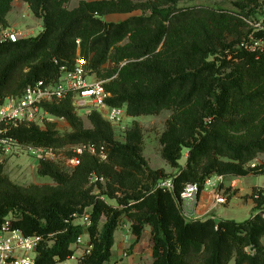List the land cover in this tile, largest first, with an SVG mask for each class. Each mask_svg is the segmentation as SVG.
<instances>
[{
    "label": "trees",
    "instance_id": "1",
    "mask_svg": "<svg viewBox=\"0 0 264 264\" xmlns=\"http://www.w3.org/2000/svg\"><path fill=\"white\" fill-rule=\"evenodd\" d=\"M22 1L42 20L43 31L18 43H0V105L40 81H59L79 54L100 79L118 75L104 86L110 106L132 118L171 112L160 136V155L176 172L149 166L139 123L122 143L100 113L88 116L91 127L86 128L70 99L45 104L53 117L65 118L69 131H60L56 123L44 129L23 126L12 133L20 146L58 152L92 145L104 148L107 160L84 153L75 169L40 161L38 175L54 185L28 187L15 184L0 164V227L12 218L13 228L42 238L37 264H58L73 254L71 246L83 233L74 216L88 209L93 248L82 264L109 263L115 234L125 221L136 242L150 229L152 264H264V189L254 190L259 195L255 214L242 223L187 221L177 202L186 185L203 187L213 176L264 175V162L249 168L264 155V50L241 47L248 35L239 15L180 8L187 0H83L73 11L65 6L72 0ZM12 2L0 0L2 26ZM235 5L241 13L249 10L246 16L264 10V0ZM112 15L130 17L107 22ZM255 35L264 39V32ZM107 64L114 66L104 68ZM73 156L70 152L67 159ZM166 180L173 181V194L158 189Z\"/></svg>",
    "mask_w": 264,
    "mask_h": 264
},
{
    "label": "built area",
    "instance_id": "2",
    "mask_svg": "<svg viewBox=\"0 0 264 264\" xmlns=\"http://www.w3.org/2000/svg\"><path fill=\"white\" fill-rule=\"evenodd\" d=\"M246 21V20H245ZM253 30L248 34L247 40L242 44V48L249 52L264 50V39H257L256 33L264 32V19L261 22L246 21ZM22 33L6 30L0 36V43H18L24 40ZM79 45L80 42L78 41ZM91 71L85 59L78 58L71 71H63L59 81L46 83L40 81L26 89L20 97H10L0 105V153L8 154L13 151H25L12 133L20 127L39 126L42 129L47 123H65V118H56L43 109V105H60L65 100L70 99L76 113L79 116L88 117L93 112L100 113L103 118L113 127H120L127 116L126 111L121 108L112 107L107 103L111 95L106 92L102 82H90ZM40 161L58 162V153L52 149H29ZM73 157L67 159L66 166L75 169L79 165V156L89 153L98 156L102 161L107 160L104 148H96L92 145L73 146L70 148ZM257 159L249 165L255 169L259 166ZM231 176H213L208 178L203 187L198 184H188L180 194L177 202L182 215L187 221H192V213L201 193L204 190L212 192L215 204L226 206L228 196L223 189L227 179ZM264 177V175H263ZM231 184L235 188V183L242 178H234ZM97 181V179H95ZM158 189L174 193L172 180H166L158 184ZM264 188L258 189V191ZM258 194L252 193V200L258 199ZM264 216V213L262 214ZM74 224L81 226L83 233L71 246L73 254L65 261L58 264H82L83 259L91 253L93 248L88 230L92 226V218L89 209L82 216H74ZM131 234V230H130ZM42 242L40 237H28L21 230L13 228L12 218H7L0 227V264H37V248Z\"/></svg>",
    "mask_w": 264,
    "mask_h": 264
},
{
    "label": "rangeland",
    "instance_id": "3",
    "mask_svg": "<svg viewBox=\"0 0 264 264\" xmlns=\"http://www.w3.org/2000/svg\"><path fill=\"white\" fill-rule=\"evenodd\" d=\"M83 0H72L69 4H66V8L69 11H73L74 9L78 8L80 2ZM88 2L91 1H98V0H85ZM242 0H187L180 3V8H189V7H201L205 9H214V10H222L229 12L230 14L239 15L240 20L242 21V31L244 35H248L253 28L250 24L246 23V21H253V22H261L264 19V10L263 8H257L256 12H259L257 15H248L246 16L245 13L250 12L245 11L241 13L236 7V3ZM259 4H263L260 1ZM140 12H136L131 14L130 16L139 15ZM127 15H112L105 18L107 22H117L121 20H125L128 17ZM7 25L2 26L0 25V36L2 35L3 31L11 30L17 31L23 34L25 39L33 38L38 36L43 31V22L41 19L37 18L30 6L23 2L22 0H13L11 3V10L6 16ZM246 20V21H245ZM125 63H122L123 66ZM114 65L107 64L104 68H112ZM117 74L114 75L111 79L102 80L100 79L97 74L91 73L89 81H98L102 82L103 85L109 83L110 81L117 78ZM171 117V112L165 111L160 115L156 116H142L139 118H132L126 116L124 123L120 127H114V136L117 141L124 143L126 141V134L130 128H132L133 123L137 122L143 128L144 131V138H145V151L144 156L146 157L149 166L154 169H164L170 175L175 174V170L170 168L166 162H164L160 155L161 144H160V136L163 133L167 120ZM80 118L84 121V125L86 128H90L91 124L89 122L88 117L80 116ZM57 128L62 131L66 132L69 131L70 126L69 124L65 123H56ZM69 148L59 150L58 153V162H63L66 165L67 155L70 153ZM187 153V152H186ZM185 154L180 162H185ZM257 161L261 165L264 162V155H260L257 157ZM40 160H38L34 155L29 152V150L25 151H13L12 153L2 154L0 153V164H3L6 169V173L9 175L10 179L17 185L28 187L31 185H54L53 181L49 178L40 177L37 173L38 166ZM186 164V163H185ZM186 166V165H185ZM250 183L261 184L263 182V177L259 176L249 180ZM259 189V188H258ZM257 190V188H256ZM247 200V198H246ZM110 204H115L113 200H108ZM128 227V226H127ZM125 222L122 223L121 229H125ZM131 228L128 227L127 231H130ZM126 235V234H125ZM128 235H126L127 237ZM123 236V240L128 243L127 247L122 254L123 258L131 254L132 247L129 246V240ZM142 240V239H141ZM142 244V252L141 257L143 259V264H150L152 258L150 257V251L152 249V243L150 240V236L146 237L143 236ZM234 264V263H232Z\"/></svg>",
    "mask_w": 264,
    "mask_h": 264
},
{
    "label": "crops",
    "instance_id": "4",
    "mask_svg": "<svg viewBox=\"0 0 264 264\" xmlns=\"http://www.w3.org/2000/svg\"><path fill=\"white\" fill-rule=\"evenodd\" d=\"M185 160H187V153H185ZM185 163L186 161L182 162L181 165L185 167ZM253 178L256 177L242 178L238 183H235V188L231 187L234 179L231 177L227 179L226 184L223 186V189L228 196V204L226 206L216 205L212 192L204 190L195 205L191 220L205 221L207 219H213L216 222L236 221L242 223L250 219L255 214V202L252 200V193L256 188H264V177L261 184L250 183L249 180ZM125 226L126 230L120 228L115 234V245L112 250V257L107 264H143V259L141 257L143 249L141 242L143 241V238L139 242H136V238L130 234V231H127V228L130 227V224L127 221H125ZM125 234L128 236L126 237ZM145 235L146 237L150 236L149 228L145 230L144 236ZM123 236L129 240V246L132 247L131 254L124 258L122 254L128 243L123 240ZM262 242L264 244V238ZM150 253V257L152 258L150 264H152V249Z\"/></svg>",
    "mask_w": 264,
    "mask_h": 264
}]
</instances>
